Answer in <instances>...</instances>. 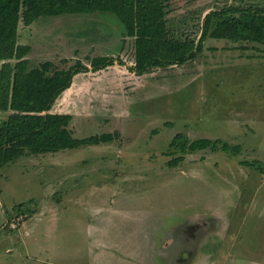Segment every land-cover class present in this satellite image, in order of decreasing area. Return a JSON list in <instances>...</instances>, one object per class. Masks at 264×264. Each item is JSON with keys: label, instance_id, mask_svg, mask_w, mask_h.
I'll return each instance as SVG.
<instances>
[{"label": "rangeland", "instance_id": "1", "mask_svg": "<svg viewBox=\"0 0 264 264\" xmlns=\"http://www.w3.org/2000/svg\"><path fill=\"white\" fill-rule=\"evenodd\" d=\"M168 5L173 24L264 0ZM18 42L31 47L32 68L88 67L50 113L72 116L74 138L114 139L28 152L0 170V264H188L191 250L194 264H264V42L208 37L193 61L142 76L132 71L135 39L114 13L42 16ZM99 56L115 64L93 71ZM178 134L239 149L188 150L171 167ZM206 222V236L183 241Z\"/></svg>", "mask_w": 264, "mask_h": 264}, {"label": "trees", "instance_id": "2", "mask_svg": "<svg viewBox=\"0 0 264 264\" xmlns=\"http://www.w3.org/2000/svg\"><path fill=\"white\" fill-rule=\"evenodd\" d=\"M168 8V0H0V113L7 114L0 125V170L28 152L57 153L114 139L112 133L74 138L69 128L72 116L50 113L58 97L72 85L74 76L89 69L80 62L67 69L53 61L31 67V47L19 44V34L42 16L96 11L116 14L127 36L135 39L132 71L138 76L193 61L203 51L208 37L264 42V7H228L209 13L202 21L173 24L168 21ZM115 61L110 56H99L91 64L93 71H99ZM208 148L226 152L239 149L222 140L189 142L178 134L169 145V155L174 156L169 165H179L188 150ZM260 170L264 173V167Z\"/></svg>", "mask_w": 264, "mask_h": 264}, {"label": "flooded vegetation", "instance_id": "3", "mask_svg": "<svg viewBox=\"0 0 264 264\" xmlns=\"http://www.w3.org/2000/svg\"><path fill=\"white\" fill-rule=\"evenodd\" d=\"M204 225H199L196 228H193V236H188V233L186 232V237L183 236V241H189L194 242L195 244L199 241V234L201 232V235L206 236L205 234L210 232V229L212 228V224L210 222L203 223Z\"/></svg>", "mask_w": 264, "mask_h": 264}, {"label": "crops", "instance_id": "4", "mask_svg": "<svg viewBox=\"0 0 264 264\" xmlns=\"http://www.w3.org/2000/svg\"><path fill=\"white\" fill-rule=\"evenodd\" d=\"M4 116H7V115H4ZM199 223V222H198ZM194 228H196V227H194ZM192 230H193V228H191ZM187 252H189L188 254H189V256L191 257L190 258V260H187V261H185L184 263H188V264H194L196 261H197V257H196V254H195V251H193V250H191V251H187ZM194 256V257H193ZM179 259V258H178ZM179 261H181L180 259H179ZM257 263V262H256Z\"/></svg>", "mask_w": 264, "mask_h": 264}]
</instances>
